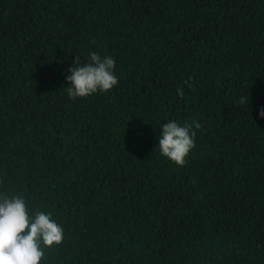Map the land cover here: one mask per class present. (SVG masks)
I'll list each match as a JSON object with an SVG mask.
<instances>
[{"label": "trees", "instance_id": "1", "mask_svg": "<svg viewBox=\"0 0 264 264\" xmlns=\"http://www.w3.org/2000/svg\"><path fill=\"white\" fill-rule=\"evenodd\" d=\"M89 48L119 82L69 100ZM261 106L264 0H0V187L63 224L45 264H264Z\"/></svg>", "mask_w": 264, "mask_h": 264}, {"label": "clouds", "instance_id": "2", "mask_svg": "<svg viewBox=\"0 0 264 264\" xmlns=\"http://www.w3.org/2000/svg\"><path fill=\"white\" fill-rule=\"evenodd\" d=\"M65 80L70 82L63 89L69 100L86 98L98 92H107L119 82L114 55L88 49L87 57L77 55L69 67ZM191 77L184 85L191 88ZM176 94L185 95L184 87H177ZM238 103L249 105V95H240ZM264 118V106L258 111ZM195 128L201 125L193 122ZM156 150L170 161L183 165L196 143V132L191 125L179 119L160 123ZM65 228L54 218L52 211L33 209L24 194L10 192L0 187V264H45L49 246L59 245Z\"/></svg>", "mask_w": 264, "mask_h": 264}]
</instances>
